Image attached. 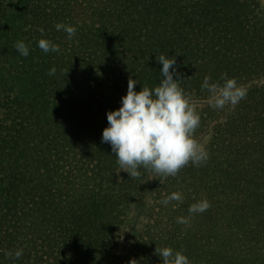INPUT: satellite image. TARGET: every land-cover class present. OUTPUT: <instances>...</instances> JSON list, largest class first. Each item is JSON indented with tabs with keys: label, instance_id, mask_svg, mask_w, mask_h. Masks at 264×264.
<instances>
[{
	"label": "trees",
	"instance_id": "1",
	"mask_svg": "<svg viewBox=\"0 0 264 264\" xmlns=\"http://www.w3.org/2000/svg\"><path fill=\"white\" fill-rule=\"evenodd\" d=\"M57 23L75 26V36ZM41 38L59 52L44 53ZM161 54L175 58L190 103L202 104L194 137L209 135V158L152 184L151 170L136 178L120 170L101 136L129 78L137 91L158 85ZM224 74L247 95L215 109L201 84L206 76L222 84ZM148 186L151 202L136 213ZM174 191L183 203L163 205ZM204 198L205 212L176 222ZM166 246L191 264H264V7L0 0V264H162L155 249ZM19 248V259L5 256Z\"/></svg>",
	"mask_w": 264,
	"mask_h": 264
},
{
	"label": "clouds",
	"instance_id": "2",
	"mask_svg": "<svg viewBox=\"0 0 264 264\" xmlns=\"http://www.w3.org/2000/svg\"><path fill=\"white\" fill-rule=\"evenodd\" d=\"M55 28L67 33L68 39L77 31L75 26L65 23H57ZM37 45L44 53H58L60 50L58 44L46 38L39 39ZM13 48L21 56L29 55V46L23 41L15 42ZM156 59L162 64L158 85L153 88L142 86L137 91L138 80L129 78L120 106L107 111L108 123L102 131V142L111 146L120 170H124L130 178L139 177L141 167L158 176H175L189 162L200 166L209 158L206 148L194 137L200 125V115L180 86L181 79L174 78L177 74L175 58L161 54ZM55 72L54 66L49 69V75ZM222 79V84L210 82V77L206 76L201 84V90H207L210 106L215 109L235 106L247 95V89L239 85L235 78L224 74ZM183 200V194L174 191L161 203L166 206L172 201L183 203ZM210 206L206 198L197 200L189 205V215L177 217L176 222L188 225L195 214L205 212ZM155 252L162 264H191L182 251L172 247L156 248ZM22 255V248L14 253L5 252V256L12 259H19Z\"/></svg>",
	"mask_w": 264,
	"mask_h": 264
},
{
	"label": "rangeland",
	"instance_id": "3",
	"mask_svg": "<svg viewBox=\"0 0 264 264\" xmlns=\"http://www.w3.org/2000/svg\"><path fill=\"white\" fill-rule=\"evenodd\" d=\"M262 7H264V0H256ZM195 107H200L202 106V104H195ZM208 138L209 135H202L200 136L197 140L199 141L200 144H202L204 147H206L207 143H208ZM164 176H158L157 174H153L151 175L150 179H151V183L153 184L154 182H156L157 180H161L164 179ZM151 186H148L147 188H145L144 190V195L143 198H136L133 202V208H135V212L138 213L140 212V208L142 204H145V207L147 208L148 203L151 202V198H152V190H150ZM144 213V212H143ZM142 219V216L141 218ZM126 239L123 238V241H125Z\"/></svg>",
	"mask_w": 264,
	"mask_h": 264
}]
</instances>
